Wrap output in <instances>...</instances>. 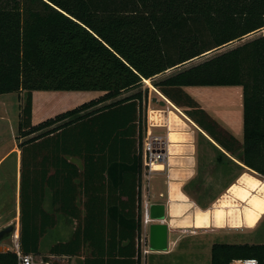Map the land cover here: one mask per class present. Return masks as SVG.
<instances>
[{
  "label": "trees",
  "instance_id": "16d2710c",
  "mask_svg": "<svg viewBox=\"0 0 264 264\" xmlns=\"http://www.w3.org/2000/svg\"><path fill=\"white\" fill-rule=\"evenodd\" d=\"M263 30L264 0H0V95L26 93L18 126L19 139L29 138L19 145L23 253L40 255L42 239L56 229L58 217H67L77 220V227L68 242L51 247L52 256H80L89 247L93 261L139 264L148 94L113 100L143 82L151 81L186 110L218 145L212 143L221 162L242 168L239 162L264 177V34L180 69ZM174 69L180 70L156 81ZM186 87H240L243 142L222 129ZM36 91L103 95L33 125ZM49 153L60 156L58 183L75 179L77 189L93 194L105 193L106 186L111 195L119 190L126 198L123 208H79L63 201L47 211L38 163L51 162L39 160ZM64 156L79 158L85 170L79 173ZM44 179L49 184L47 173ZM248 258L264 262V244L211 248V264ZM0 264H18L17 256L0 252Z\"/></svg>",
  "mask_w": 264,
  "mask_h": 264
},
{
  "label": "rangeland",
  "instance_id": "374dc122",
  "mask_svg": "<svg viewBox=\"0 0 264 264\" xmlns=\"http://www.w3.org/2000/svg\"><path fill=\"white\" fill-rule=\"evenodd\" d=\"M263 34L264 30L257 32L249 37H246L242 41L235 42L219 51H215L204 57L195 59L180 69L196 65L208 57L235 48L238 45ZM180 69L170 70L167 73L158 76L156 81L164 79ZM139 91H142L144 94H148L147 105L143 115L146 128H148L147 117L149 110H160L164 112L163 115L160 114L162 116L161 120H163L162 123L164 124H168V119H171V117L172 120H174V115H170V112L172 111L183 118L187 124L191 125L196 133V140H194L196 153L195 174L190 180L185 182L183 178L180 179L181 177H177L175 179L176 181H172L175 183L171 184V192H173V190L178 191L191 201L193 208L191 209L190 213L193 214L195 210L197 211L199 209H203L209 210L211 214L214 215L215 206L221 202L228 188L232 184L238 183L239 177L244 172L253 176L255 175L256 178L264 182V177L242 165V168H240L226 159L221 162L219 160L220 153L212 145L214 141L210 138L213 141L212 142L206 133H202L179 112L181 111L185 115L186 110L184 108H178V111L175 108H172L171 105L166 102H156V98L160 96L157 93L158 90L153 86L151 81L149 84L143 82L141 87L131 93L133 94ZM49 93H54L60 97H71L69 98L71 99V103L67 105L69 107H62L61 104L63 103L60 100L57 101V98L46 99L44 102V109L47 110V112L49 111L48 114L54 113L49 117L80 106L83 103L89 102L103 95L100 92ZM131 93H125V95H122L113 101L126 98L132 95ZM191 93L194 95L193 97L197 99L200 106L219 124L222 129L229 131L238 140L243 142L242 89L240 87H193ZM25 98L26 94L24 95V99H21L17 93L0 95V158L12 150L16 144L19 148L21 142L29 139H19L18 133L20 108L21 104L24 103ZM36 117L34 121L37 124L40 121H38ZM45 119H47V117L42 120ZM178 128L182 127H174L175 130ZM155 129L157 128L152 129L153 132L158 133ZM164 129L166 131L162 133L163 135H167L168 130L167 128ZM177 136V141L183 140L185 138L179 134ZM173 149L180 153L186 152V148L174 147ZM16 161V155L8 156L6 158V162L0 167V177L4 176L7 178V180L3 181L2 185H0V199L2 202V208L0 207V210L2 212L5 211L10 213L15 206ZM167 171L168 170L165 169L163 172ZM164 180L166 182L171 180V177H169L168 173L161 176L159 182L162 183ZM153 182L156 183L157 180H155V178L151 180L149 191H152L153 189ZM182 183L183 187L181 192L179 190V184L182 185ZM161 186L159 185V187L155 189L156 197H151L150 199L154 203L163 204L166 208L167 223H165L169 225L168 247L165 251L148 255V264H211V248L214 244H264V216L253 229L244 228L235 230L230 229L229 227L225 229H217L212 227L209 229L198 230L194 228L187 229L175 227L174 225L180 226L179 223L181 219H174L171 217L172 215L170 216V213L172 212V204L168 199V185ZM154 187L156 186L154 185ZM160 191H162L164 194L163 198L158 196ZM171 220L173 227L170 225ZM76 227L77 223L71 221L67 217H58V225L56 229L50 231L41 241V254L38 255L40 259L49 261L51 264H92L94 256L92 255V249L89 247H87L86 250L84 249L80 256H71L70 258L68 256H66L68 258H63L56 255L52 256L50 254V249L52 246L58 243L68 242L71 239ZM11 247L12 242L10 239L0 242V250L2 251H9Z\"/></svg>",
  "mask_w": 264,
  "mask_h": 264
},
{
  "label": "crops",
  "instance_id": "0c3cea01",
  "mask_svg": "<svg viewBox=\"0 0 264 264\" xmlns=\"http://www.w3.org/2000/svg\"><path fill=\"white\" fill-rule=\"evenodd\" d=\"M147 83L149 84V82H147ZM192 88L193 87H186V88H184V90L193 97L194 95L191 93ZM131 92H133V91H131ZM131 92H128V94ZM18 94H19L21 99H24V95L26 93L22 92V93H18ZM48 98H55V99L57 98V101L60 100L63 103V104H61L62 107H66L67 105H69L71 103V99H69V98H71L70 96H61L60 97L54 93H49V92H42V91L33 92L32 93V123H33V125H37L42 121H45L47 119H50V118H53L56 116L55 115V116L49 117L54 113L48 114L49 111L47 112V110L44 109V105H45L44 102ZM195 100L197 101V99H195ZM163 102L170 104L172 108H175L176 110L179 111L178 107H176L168 99H166L165 101H162V103ZM23 104H21V108H22ZM67 107H69V106H67ZM21 108H20V113H21ZM69 110H71V109H69ZM64 112H66V111H64ZM179 112L192 125H194L196 128H198L202 133H205L189 117L185 116L181 111H179ZM61 113H63V112H61ZM61 113H59V114H61ZM19 117H20V115H19ZM35 117L38 119V121H40L37 124L34 121ZM46 117H47V119L42 120ZM187 125H188V127H184L180 132H183V133L189 135L190 141H188V143H191V144L179 143V144H177L175 146L173 145V146L174 147H176V146H188L187 147L188 151H190V149L193 148V154L186 153L187 151L184 154L182 152L181 153L177 152L178 153L177 154L175 151V155H171L169 162L166 163V165L164 166L163 170L166 169L168 171L167 172L162 171V172L155 173L153 175V177L151 178V180H153L154 178H155V180H157L156 183L153 182V189H152V191H150V194L152 192L151 197H153V198L156 197V193H155L156 190L155 189H157L159 187V185L160 186L161 185L162 186L168 185V199H169V201L171 200L172 208L176 206L177 210H182L187 205H191L190 208L191 209L193 208L191 201L185 195H183V194H181L175 190H173V191H175L174 193L178 192L179 195L182 197V200L179 199V201L174 203L172 201V192H171V184L173 183L172 181H174L177 177H181L180 179L183 178L184 182L187 180H190L194 176L195 171H196L195 170L196 169V153H195V145H194L195 144L194 140H196V138H195L196 133L193 130V128L191 127V125H189V124H187ZM155 130H156V132H158V134H161V135H163L162 132L166 131L164 128H157ZM192 143H193V145H192ZM13 155H16V157H17L16 178H15V206H14V209L10 213L5 212V211L2 212L0 210V231H2L3 229H5L6 227H8L10 225H14L19 230V233H20L22 154H21L17 144L13 147L12 150L7 152L2 158H0V167L3 166V164L6 162V158L8 156H13ZM47 158L51 159V162H39L38 163L39 182L42 179V183H43L42 189H43L44 195L42 198V207H44L47 211H50L54 207H58L60 205V203H63V201L67 202V204H65L67 206H71V207L76 206L79 208H83L88 204L89 205L96 204V205H100V206L104 205L105 208H107V210L111 207L112 208H114V207L115 208H123L126 198L124 195L120 194L119 190H117V194L111 195L109 193L113 189H111V191H110L109 187L106 186L105 188H101V189L105 190V193L100 191V193L95 192V194H93L92 191L87 192V189L85 187H79L77 189V187H76L77 181L75 179L73 180V184L70 183L69 181H68V183H65V184L58 183V181L56 180L57 168H56L55 160H56V158H60V156H57L56 153H49L47 155H45V154L41 155L40 154L39 160L40 159L45 160ZM64 158H66L70 164L77 166L79 173H82L85 170L84 166H83V162L79 158L73 157V156H64ZM237 163L239 165H242L239 162H237ZM46 173H47V182H49V184L45 183L46 180L44 178H45ZM167 173L169 174V177H171V180L169 182H166L164 180L162 183H160L159 181H160L161 176H163L164 174H167ZM244 173H246V172H244ZM144 175H145V166L143 164L142 186L144 185V182H145ZM240 177H239V179H240ZM6 180H7L6 177L1 176L0 177V185H2L3 181H6ZM151 180H150V183H151ZM154 185L156 187H154ZM179 185H180L179 190L182 192L183 183H182V185L181 184H179ZM150 186H151V184H150ZM58 188H59V190H57ZM138 190H139V188H138ZM62 191H64V192H62ZM170 193H171V197H170ZM160 194H163V192L160 191L158 193L159 197H160ZM163 197H164V194H163ZM183 198L187 199V201H185ZM73 202H74V204H73ZM155 204H157V203H155ZM1 206H2V202L0 199V207ZM200 210H203V209H200ZM68 219H70V218H68ZM70 220L77 223V220H72V219H70ZM136 223H137V220L132 221V225H136ZM166 223H167V221H166ZM85 250H86V248H85ZM82 253H83V251H82ZM58 257H63V258L69 257L70 258V256H68V257L58 256ZM92 264H131V261L129 259H126L125 261L124 260L123 261L113 260L112 262H110L109 260H104V261L96 260V261H93Z\"/></svg>",
  "mask_w": 264,
  "mask_h": 264
},
{
  "label": "bare ground",
  "instance_id": "6f19581e",
  "mask_svg": "<svg viewBox=\"0 0 264 264\" xmlns=\"http://www.w3.org/2000/svg\"><path fill=\"white\" fill-rule=\"evenodd\" d=\"M163 113L164 112L160 110H150V121L153 127H163L165 125L162 123L163 120H161V115H163ZM170 115H174V120H172V117L171 119H168V123H170L171 126L170 140L172 142V146L170 149L171 155H175L173 147L179 143L188 144L190 139L189 135L180 132L183 127H188L186 122L182 120L177 113L171 111ZM174 127L182 128L175 130ZM178 134L185 138L177 141L176 139H178ZM176 147L186 148L185 151H187L188 146ZM186 153L193 154V148ZM157 169L162 170L163 168L162 166H159ZM174 192L175 191L172 192V201L175 203L179 201V199L182 200L179 193ZM183 199L187 201V199ZM190 207L191 205H187L182 210H177L176 206L172 208L170 216L172 215L171 217L174 219H181L179 223L180 226L174 225L175 227L187 229L194 228L198 230L209 229L212 227L217 229H225L229 227L230 229L235 230L244 228L253 229L264 216V182L256 178L255 175L253 176L251 174L244 173L238 180V183L231 185L221 202L215 206L214 215H212L209 210L200 209L197 211L195 210L192 214L190 213ZM170 225L173 227L172 220Z\"/></svg>",
  "mask_w": 264,
  "mask_h": 264
},
{
  "label": "built area",
  "instance_id": "2783aa9c",
  "mask_svg": "<svg viewBox=\"0 0 264 264\" xmlns=\"http://www.w3.org/2000/svg\"><path fill=\"white\" fill-rule=\"evenodd\" d=\"M160 97L156 98L157 103L165 101L166 98L160 93L157 92ZM153 128H167V135H161L153 132ZM170 123L165 124L163 127H153L150 121V110L148 112V128L145 132V137L143 141V162L145 166V175H144V185L142 186L143 192V206H142V227L141 231L138 234L136 245H137V257L139 264H148L147 256L154 253H160L153 251L150 245V227L154 223H159L151 216V207L155 204L152 202L151 194L149 191L150 180L155 173L164 171V166L169 162L171 157V146L172 142L170 140L171 134ZM191 144V143H188ZM193 145V143H192ZM162 166V170L157 168ZM163 197V194H160V198ZM12 242V247L9 251L13 252L17 256L18 264H51L49 261L40 259L36 254H26L21 250L20 245V233L19 230L15 227V231L9 237ZM230 264H264L255 258L248 259H235L230 262Z\"/></svg>",
  "mask_w": 264,
  "mask_h": 264
},
{
  "label": "water",
  "instance_id": "95a60500",
  "mask_svg": "<svg viewBox=\"0 0 264 264\" xmlns=\"http://www.w3.org/2000/svg\"><path fill=\"white\" fill-rule=\"evenodd\" d=\"M210 139V137H208ZM211 140V139H210ZM212 141V140H211ZM213 142V141H212ZM217 147L218 145L213 142ZM151 216L159 223H154L150 227V245L153 251H165L168 247L169 225L166 224V208L163 204H154L151 207ZM15 231V226L10 225L0 231V242L9 239ZM2 249V248H1ZM0 252H3L0 250Z\"/></svg>",
  "mask_w": 264,
  "mask_h": 264
}]
</instances>
